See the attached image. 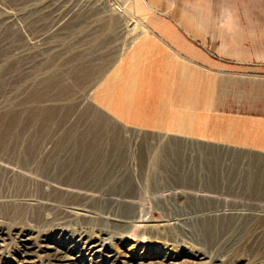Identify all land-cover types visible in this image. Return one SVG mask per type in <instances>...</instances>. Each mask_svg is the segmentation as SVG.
<instances>
[{
	"label": "rangeland",
	"instance_id": "1",
	"mask_svg": "<svg viewBox=\"0 0 264 264\" xmlns=\"http://www.w3.org/2000/svg\"><path fill=\"white\" fill-rule=\"evenodd\" d=\"M135 1L0 0V264L80 235L85 264H264V122L197 111L194 61L136 51L164 15Z\"/></svg>",
	"mask_w": 264,
	"mask_h": 264
},
{
	"label": "crops",
	"instance_id": "2",
	"mask_svg": "<svg viewBox=\"0 0 264 264\" xmlns=\"http://www.w3.org/2000/svg\"><path fill=\"white\" fill-rule=\"evenodd\" d=\"M147 2L156 11H163L161 22L153 24L160 36L155 39L144 34L147 39H141L136 51L142 55L157 48L173 54V49L194 61L197 108L202 109L197 111L264 122V0ZM173 32L175 38L170 35ZM159 39L168 47L159 44ZM184 68L187 70L186 65ZM205 69L209 74L205 75ZM260 131L254 137L264 135Z\"/></svg>",
	"mask_w": 264,
	"mask_h": 264
},
{
	"label": "bare ground",
	"instance_id": "3",
	"mask_svg": "<svg viewBox=\"0 0 264 264\" xmlns=\"http://www.w3.org/2000/svg\"><path fill=\"white\" fill-rule=\"evenodd\" d=\"M135 2H137V4H138L139 7H144L145 6L144 0H137ZM114 9H116V8H114ZM121 11L125 15H128L127 14L128 12L126 10H124L123 8L121 9ZM126 24H127V27H128L129 30H132V31H142L143 30V25L139 21L133 20L130 16L129 17L127 16ZM163 55L164 54L161 55L160 59L158 61H156V64H155V66H157V78L156 79H157L158 82L164 81V79H167V78L168 79H171L172 78V75L171 74H173V71H174L173 69L175 67V61H174V59L173 58H167L166 56H163ZM152 76H154V75H152ZM154 81H156V80H154ZM144 88H145V86H144ZM149 90H151V89H149ZM86 154H89V155L86 156ZM102 154H103L102 152H96V153H93L92 154L90 151H88V152H85L84 154H82L81 157L82 158H88V160L91 161V162L85 161L84 162L85 165H88V164L89 165H95V162L96 161L95 160L92 161L91 158L92 157L98 158L99 156L102 158ZM235 156L237 157V155H235ZM242 160L243 161L248 160V155H244V159H242ZM213 168L217 169V175L222 176L221 170H219V169H222V168H220V167L217 168L216 166H214ZM249 174L247 173L246 176H248ZM215 184H217V182H215L214 185ZM246 184L249 185V182H246ZM116 188L119 189L118 187H116ZM198 210H205V208H199V209H197V211ZM97 238H98L97 240H92L91 242H89V239H87V238L84 239L80 235L79 237H77L76 239H74L73 241H71L70 243H68L66 245V247L56 248L53 245H49V246H45V247H47L46 248L47 250H44V251H45L46 255L55 254V256H56L55 264H85L84 261H83V263H81V259H83L86 254H90L91 256H95L99 252H101L102 249L104 248V244L100 242L99 237H97ZM25 241L28 242V240H26V239H25ZM32 249H33L32 244H30L28 242L25 245V249L23 250V255H26V256L33 255V250ZM85 259H87V258H85ZM115 260H117V258Z\"/></svg>",
	"mask_w": 264,
	"mask_h": 264
}]
</instances>
